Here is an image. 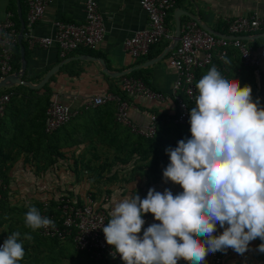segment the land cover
I'll use <instances>...</instances> for the list:
<instances>
[{
  "label": "crops",
  "instance_id": "0c3cea01",
  "mask_svg": "<svg viewBox=\"0 0 264 264\" xmlns=\"http://www.w3.org/2000/svg\"><path fill=\"white\" fill-rule=\"evenodd\" d=\"M81 2V0H50L44 7L41 18L31 26V33L38 36L49 35L54 20L80 22L82 20ZM175 2L166 19V25L172 31L174 28L173 11L176 8L187 12L186 15L179 16L180 22L191 16L220 34H225L224 17L251 13L264 15V0H176ZM96 4L105 32L102 40L94 48H78L64 57L59 56L57 46L54 44L44 48L37 46L26 48L25 69L21 79L32 84H37L50 67L57 65L64 58L75 57L59 66L48 78L45 82L46 92L37 89L34 92L27 91L24 88L27 86L16 83L0 87V93L17 88V91L13 92V90L11 92L4 117L0 121V135H9L12 131L13 141L17 140L21 143L22 138L27 140L21 143L22 149L17 148V144L8 143L10 138L1 144L5 148L3 151L10 163H6L4 170L7 191H5L2 201L0 219L9 210H12V212L17 211L16 215L24 217L29 207L35 206L38 208L43 202L53 205L58 196H65L74 202H86L89 196L92 204L102 206L110 216L111 207L114 203L129 195L137 194L143 199L147 196L150 188H154L161 193L168 189L173 196L183 191L180 185L171 181L166 182L163 178V170L169 164V159L163 170H159L158 175L160 176L158 179L157 177L153 179L152 176H148V186H145L146 179L143 181L142 176L138 174H134L133 180L125 182L121 186L119 180L116 182L103 181V176L109 174L107 168L100 173V180H94L97 173L94 174L89 167L93 164L96 165L100 160L97 157L94 159L96 155L92 153L87 141L84 144L83 142L73 143L66 147V142L71 143L73 137H83L82 130L89 123H93V120L106 122L110 117L113 119V102L81 110L51 134H46V138L38 136L39 130L44 134L41 124V116H43L44 111H41V109L45 101L49 100L52 95L55 94L62 101H67L73 97L83 98L104 92L120 94L118 88L120 76L113 77L104 73L103 66L98 61L88 59L85 55L101 58L104 61V67L110 74L142 63L139 62L140 57H130L122 47V41L126 37L130 36L133 31L146 26L145 13L137 2L135 0H96ZM6 12L11 13L14 24L16 22L19 24V14L23 17L24 22V0H0V19L4 18ZM260 38L245 40L248 46L255 50L264 45V39L259 41ZM166 43V40H162L152 45L149 52L155 53L156 50L160 49L154 56L158 55L167 46ZM228 55L230 78L239 80L241 87L246 84L250 85L253 100L258 101L260 107H264V61L260 66V90H258L256 80L250 69L243 68L240 65L237 51L229 47ZM137 69H141L140 74L145 77L146 83L151 89L164 93L168 92L174 73L166 65L164 57L153 64ZM206 72L205 69L198 71L196 73L197 77L201 79ZM172 111L173 102L171 100L152 104L146 100L134 99L129 110V116L133 121L143 122L148 113H156L160 119L156 136L169 147L175 148L179 140L191 138V132L185 126L186 124L174 125L164 120ZM11 121H16L20 131H16L13 126L15 123L13 124ZM9 123L12 124V129L9 128ZM53 143L59 151L60 149H66L67 152L64 155L62 153L61 158L54 159L53 154H46L47 147H50V144L53 145ZM5 145L6 147H4ZM25 146L28 148H25ZM66 157H74L71 158L72 162L77 163L80 171L72 168L71 172L69 168L65 167L63 163ZM111 171L114 170L111 169ZM222 232L223 229L218 225L216 235ZM10 233L9 227H6L5 223L0 221V236L8 238ZM261 243L262 241L259 238L250 242L249 250L243 255L251 264H264V253L257 251V246ZM231 251L234 250L231 249ZM207 259L206 256L203 263Z\"/></svg>",
  "mask_w": 264,
  "mask_h": 264
},
{
  "label": "clouds",
  "instance_id": "9594fccd",
  "mask_svg": "<svg viewBox=\"0 0 264 264\" xmlns=\"http://www.w3.org/2000/svg\"><path fill=\"white\" fill-rule=\"evenodd\" d=\"M198 95L189 112L191 138L167 148L164 180L182 187L175 196L150 188L114 203L102 231L113 258L124 264H203L209 253L229 248L244 255L259 238L264 253V107L252 98L250 85L223 75L216 65L196 83ZM159 224L143 230V216ZM35 232L55 228L35 206L24 216ZM223 229L213 235L217 226ZM227 225V226H226ZM20 232L0 248V264H19L25 256ZM31 241L32 236L25 234Z\"/></svg>",
  "mask_w": 264,
  "mask_h": 264
},
{
  "label": "built area",
  "instance_id": "2783aa9c",
  "mask_svg": "<svg viewBox=\"0 0 264 264\" xmlns=\"http://www.w3.org/2000/svg\"><path fill=\"white\" fill-rule=\"evenodd\" d=\"M50 0H24V29L22 39L28 48L57 46L59 56L64 57L78 48H94L101 40L105 28L97 10L96 0H81L82 20L69 22L54 20L49 35L38 36L31 33V26L38 21L44 7ZM146 16V26L137 29L122 41L123 50L132 58L145 55L150 46L162 40L167 45L172 44L173 31L166 25L168 12L175 5V0H135ZM6 12L0 19V80L13 73L11 65L13 48L17 44L18 30ZM225 34L232 38L209 33L201 27L197 18L187 17L179 25V36L174 44L166 51L164 58L168 67L173 70L174 77L168 92L151 89L140 78L130 75L119 77V92H104L83 98H71L62 101L57 95H52L43 112V132L51 134L54 130L67 123L81 110L91 109L105 103H114L113 119L123 125L133 135L152 138L156 135L160 119L154 112L147 114L145 121L131 120L129 110L134 99L146 100L159 104L171 100L173 111L165 117V121L174 125H184L189 119V112L195 107V88L200 78L197 72L209 70L216 65L223 75L229 76L228 48L237 51L240 65L250 69L256 80V88L260 90V66L264 61V46L253 49L246 40L239 36H247L264 30V15L251 13L234 17H224ZM123 95V96H122ZM11 92L0 93V121L4 117L6 105ZM6 189L5 182L0 179V201H3ZM50 208V212L48 211ZM38 210L55 222V228L36 230L39 237L54 239L59 243L70 241L73 248L84 253L87 258L97 264H124L119 255L112 256L114 249L106 243L102 224L106 226L110 216L105 208L94 205L87 197L86 202H74L65 196H58L53 205L43 202ZM145 224L141 233L149 225L159 221L151 213L143 216ZM213 235H216L214 233ZM8 238L0 236V248ZM203 264H249L243 255L231 251L209 253ZM178 264H186L181 259Z\"/></svg>",
  "mask_w": 264,
  "mask_h": 264
},
{
  "label": "rangeland",
  "instance_id": "374dc122",
  "mask_svg": "<svg viewBox=\"0 0 264 264\" xmlns=\"http://www.w3.org/2000/svg\"><path fill=\"white\" fill-rule=\"evenodd\" d=\"M263 39L264 37H261L259 41ZM46 104L47 100L41 111H44ZM42 120L43 116H41V124ZM92 122L93 123H89L82 130L83 137H73L72 142H66L65 145L69 147L73 143L79 144L83 142L84 144V142L87 141L91 147L92 153L96 155L94 159L97 157V159L100 160L96 165L93 164V166L90 165L89 167L94 174L97 173L94 180L97 181L101 179L100 173L105 168L108 169L107 171L109 174L103 176V181L116 182L119 180L121 186L124 185L123 183L133 180L134 174L142 176L144 179L143 181L146 179L145 186L149 184L148 176H152L153 179L154 177H157V179L159 178V170H163V167L169 159L165 151L169 146L165 144L162 139L158 138L154 141L145 142L141 138L130 135L125 127L116 123L112 117L106 122L96 120ZM12 123H15L13 126L16 128V131H20L16 121ZM9 125V128L12 129V124L9 123ZM12 133L11 131L9 135H0V147L2 149V151L0 149V160L4 161L5 167L7 165L6 163H10V161L7 160L6 153L3 151L5 148H3L1 144L5 142L6 139L10 138L8 143L12 142L17 144V148L22 149L21 143L27 141L23 138L21 139V143L17 140L13 141V136L11 137ZM38 134L39 137L46 138V135L41 133L40 130ZM6 145L4 147H6ZM26 147L27 146H25V148ZM56 148L57 146L54 145V143L53 145L50 144V147H47L46 154H53L55 157L54 159H56L57 157L61 158L62 153L64 155V153L67 152L66 149H60L59 151ZM71 158L74 157H66L63 165L69 168L71 172L72 168L80 171V167L78 168L77 163L72 162ZM84 166L87 165L84 164ZM111 169L114 171H111ZM4 180L6 182V178H4ZM145 186L143 185V187ZM5 191L7 190L5 189ZM16 212L17 211L12 212V210H9L7 213L6 211L1 221L5 223L6 227H9L11 232L10 235L13 232H20L21 234L19 240L24 245L25 256L19 264H97L90 261L84 253L75 250L68 240H66V242L64 241V243H58L50 239L39 237L36 231L33 232L25 226L24 217L16 215ZM26 233L32 236L31 241L24 238Z\"/></svg>",
  "mask_w": 264,
  "mask_h": 264
},
{
  "label": "water",
  "instance_id": "95a60500",
  "mask_svg": "<svg viewBox=\"0 0 264 264\" xmlns=\"http://www.w3.org/2000/svg\"><path fill=\"white\" fill-rule=\"evenodd\" d=\"M182 14L186 15L187 12L182 10V9H179V8H176L173 11L174 28H173V36H172V41L173 42H172V44H174L176 42V40H177V38L179 36V25H180L179 16L182 15ZM201 27L204 30H206L207 32H209V33H213V34L221 35V36H224V37L232 38V36H230V35H224V34H220L218 32H215V31L209 29L206 25L201 24ZM23 29H24V22H23V19L21 18L20 14H19V28H18V34H17V45L19 47L20 66H19V69L17 71H14L13 73L5 76L3 79L0 80V87L9 86L11 84L16 83V84H23V85H25V86H27L28 88H31V89H39L45 84V82L48 80V78L59 68V66H61L63 63L67 62L68 60H71V59L75 58V57L64 58L57 65H54V66L50 67L48 69V71H46V73L43 76V78L37 84H32L29 81L22 80L21 79V75L23 74L24 69H25V59H24V56H23V46H22V43H21ZM263 36H264V30H262V31H260L258 33H255L253 35H250L249 38L252 39V38H258V37H263ZM239 38L245 40L248 37L244 36V35H241V36H239ZM171 45L168 44L167 46H165L161 50V52L158 55L143 61L141 64H137V65H134V66H132V67H130L128 69L117 71V72H114V73H111V74L104 67V61L101 58L93 57L91 55H85V57L88 58V59H91V60L98 61L103 66V72L104 73L109 74V75H111L113 77H118V76H121V75H125V74L129 73L130 71H132L134 69H137V68H140V67H146V66H148L150 64H153L154 62L162 59L164 57L166 51L171 47Z\"/></svg>",
  "mask_w": 264,
  "mask_h": 264
},
{
  "label": "trees",
  "instance_id": "16d2710c",
  "mask_svg": "<svg viewBox=\"0 0 264 264\" xmlns=\"http://www.w3.org/2000/svg\"><path fill=\"white\" fill-rule=\"evenodd\" d=\"M176 1V0H175ZM176 3V2H175ZM22 17V16H21ZM22 19H23V17H22ZM166 19H167V17H166ZM18 22H16L15 23V27H16V29L18 30ZM224 26V25H223ZM25 30V29H24ZM262 31V30H261ZM21 43H22V46H23V56H24V58L26 57V52H27V50H26V48H27V46H26V44H25V41H24V39H22V41H21ZM167 44V43H166ZM165 44V45H166ZM164 45V46H165ZM262 46H264V45H262ZM150 49H151V46H150V48H149V50H148V52L145 54V55H143V56H141L139 59H140V61L139 62H143L144 60H147V59H150V58H152L155 54H157L159 51H160V49H158V50H156V52L155 53H152V52H149L150 51ZM19 62H20V56H19V47H18V45L16 44L15 46H14V48H13V53H12V59H11V65H12V69L13 70H17L18 68H19ZM140 70L141 69H135V70H132V71H130L127 75H130V76H133V77H138V78H140L145 84H147L146 83V80H145V77L144 76H142L141 74H140ZM46 83L41 87V88H39V89H37V90H42L43 92H46ZM25 88V90H27V91H31V92H34V91H37L36 89H31V88H28V87H24ZM14 90V91H13ZM13 92H15V91H17V88H13ZM12 91H10V90H7L6 92H12ZM118 94V93H117ZM47 102H48V100H47ZM189 121V120H188ZM186 122L184 125L185 126H187L188 127V129L190 130V124H189V122ZM42 123H43V120H42ZM42 128H43V126H42ZM127 130V129H126ZM128 132V131H127ZM129 133V132H128ZM45 134V133H44ZM130 135H132V136H135V137H138V138H141V139H143L145 142H148V141H154L155 139H158L159 137L158 136H153L152 138H144V137H141V136H138V135H133V134H131V133H129ZM46 135V134H45ZM5 163H4V161H2V160H0V179H2L4 182H5V180H4V178H5V174H4V168H5V165H4ZM3 195H4V193H3ZM1 205H2V201H0V209L2 208L1 207ZM39 207V206H38ZM47 212H50V208H48V211ZM1 215V214H0ZM0 221H1V219H0ZM51 241H54V242H56V240H54V239H50ZM249 264H251L249 261H247Z\"/></svg>",
  "mask_w": 264,
  "mask_h": 264
}]
</instances>
